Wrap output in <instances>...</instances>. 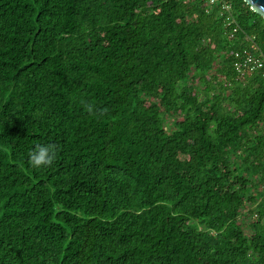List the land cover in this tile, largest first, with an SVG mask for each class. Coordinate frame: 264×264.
<instances>
[{"label": "trees", "instance_id": "obj_1", "mask_svg": "<svg viewBox=\"0 0 264 264\" xmlns=\"http://www.w3.org/2000/svg\"><path fill=\"white\" fill-rule=\"evenodd\" d=\"M227 2L0 0V264H264V17Z\"/></svg>", "mask_w": 264, "mask_h": 264}, {"label": "built area", "instance_id": "obj_2", "mask_svg": "<svg viewBox=\"0 0 264 264\" xmlns=\"http://www.w3.org/2000/svg\"><path fill=\"white\" fill-rule=\"evenodd\" d=\"M207 2L209 4L221 3L223 8H230L227 0H207ZM232 64L239 75H243L247 71H260L264 76V59L261 54L254 55L247 49L236 50Z\"/></svg>", "mask_w": 264, "mask_h": 264}, {"label": "clouds", "instance_id": "obj_3", "mask_svg": "<svg viewBox=\"0 0 264 264\" xmlns=\"http://www.w3.org/2000/svg\"><path fill=\"white\" fill-rule=\"evenodd\" d=\"M88 111H93V106H87ZM57 146L55 144H37L33 150L29 152V163L34 168L43 166H51L56 160Z\"/></svg>", "mask_w": 264, "mask_h": 264}, {"label": "water", "instance_id": "obj_4", "mask_svg": "<svg viewBox=\"0 0 264 264\" xmlns=\"http://www.w3.org/2000/svg\"><path fill=\"white\" fill-rule=\"evenodd\" d=\"M251 5V8L264 17V0H244Z\"/></svg>", "mask_w": 264, "mask_h": 264}]
</instances>
